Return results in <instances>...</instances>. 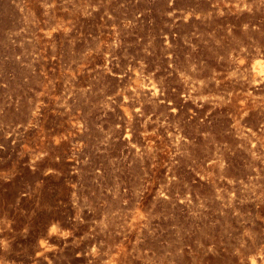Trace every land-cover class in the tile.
Masks as SVG:
<instances>
[{"label": "rangeland", "instance_id": "rangeland-1", "mask_svg": "<svg viewBox=\"0 0 264 264\" xmlns=\"http://www.w3.org/2000/svg\"><path fill=\"white\" fill-rule=\"evenodd\" d=\"M0 264H264V0H0Z\"/></svg>", "mask_w": 264, "mask_h": 264}]
</instances>
